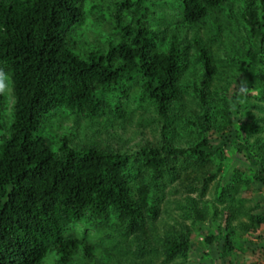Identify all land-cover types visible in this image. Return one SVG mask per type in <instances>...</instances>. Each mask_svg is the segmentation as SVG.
Here are the masks:
<instances>
[{
    "label": "trees",
    "instance_id": "trees-1",
    "mask_svg": "<svg viewBox=\"0 0 264 264\" xmlns=\"http://www.w3.org/2000/svg\"><path fill=\"white\" fill-rule=\"evenodd\" d=\"M0 67V264H134L158 249L156 264L183 263L192 239L223 264L264 251L260 197H234L264 187V0H0ZM129 100L137 123L156 115V142L108 141ZM52 112L65 133L48 138ZM77 224L115 239L99 246Z\"/></svg>",
    "mask_w": 264,
    "mask_h": 264
},
{
    "label": "rangeland",
    "instance_id": "rangeland-1",
    "mask_svg": "<svg viewBox=\"0 0 264 264\" xmlns=\"http://www.w3.org/2000/svg\"><path fill=\"white\" fill-rule=\"evenodd\" d=\"M159 4L155 5V8L153 9L154 11L159 9H156ZM173 7L176 5L173 4ZM151 10V9H150ZM156 11V12H158ZM150 12V11H149ZM153 15V14H150ZM154 17V16H153ZM159 18V16H155V20ZM160 19V18H159ZM157 22V21H156ZM10 88L8 87L6 90V93H9ZM127 112H131L130 115L128 116L127 120L115 118L113 125L110 127V130H112V138H110V141L112 144H115L120 146L122 145V148H135V144L142 143L144 141L146 142H156L159 138V125L155 121H153V118H156V115L151 112V110H147L145 112V118H150L149 122H144V123H137L138 122V111L137 107L135 106V103L133 100H129L127 107H126ZM50 118V128H47V130H42L40 131L41 134L47 136L48 138L55 133L56 135H61L65 133L64 129L61 127H56L59 122V116H55V112H52V114L49 116ZM62 127H71L73 125V120L71 118H65L63 121H60ZM46 124V123H45ZM76 131L73 134L72 141L77 142V140L80 138V132L77 131V127H75ZM41 130V128L39 129ZM53 130V131H52ZM100 137L104 138V134L99 135ZM243 163L239 157H235L234 155L232 156L230 160V165L226 171V173L223 175V180H226L227 175L230 174L233 166L235 164H240ZM173 184V183H172ZM214 189H215V183L214 180L211 181L208 185L207 191L205 193V198L208 200H213L214 198ZM179 194L175 195H170L169 197L166 196L169 200L171 198H177ZM235 198H242L243 203L246 205H250L253 200L256 198L260 197V202H261V207L257 210H255L253 213H264V187L261 185L257 184H246V185H241L237 188V190L234 193ZM166 200V199H165ZM214 202V200L212 201ZM217 205V204H216ZM173 203L171 202H164L162 203L161 209L162 210L159 213V216L153 223V229L155 232V236H159L164 228L166 226L165 224H170L172 222V217L175 215V209H173ZM213 228H215L214 225H212ZM74 229L76 232L81 234L83 232L89 239L94 243V244H99V246H107L109 244V241H112L110 239H115L114 236H109L108 238L104 237V230L109 231V228H102L100 227L99 230H91L89 228H85V226L81 224H77L74 226ZM264 231V225H260L259 227L256 228L255 232L252 234V239H255L256 242L263 244V234L262 232ZM154 233H152L153 235ZM259 236V237H255ZM190 237L193 238V234H190ZM117 239V237H116ZM118 244L121 246L123 249V245H125V242H117L115 245L118 248ZM197 241H194L192 239V244L188 252V257L185 262H180L179 259H175L174 261L170 262L169 264H223L220 262L217 256L215 255L214 251L212 253L209 252L207 256L203 255L200 256V253L202 251L200 245ZM133 245V244H132ZM130 246L129 251L124 253L123 255L126 258L132 259L131 251L134 249L133 246ZM157 246V245H156ZM158 249V248H157ZM263 251V249H261ZM261 250L250 253L248 251H245L244 253H238L236 251V258L237 262H241V264H264V251L262 252ZM148 257L151 258L152 264H156V262L161 258V255L159 254V249L156 253L151 252L150 254H145L142 257L139 258H134L135 263L134 264H147L146 261ZM56 256L53 252H47L42 260L41 264H55L56 261ZM79 262L77 264H94L90 260H85L81 257H79ZM123 264H130V263H123ZM132 264V263H131Z\"/></svg>",
    "mask_w": 264,
    "mask_h": 264
},
{
    "label": "clouds",
    "instance_id": "clouds-1",
    "mask_svg": "<svg viewBox=\"0 0 264 264\" xmlns=\"http://www.w3.org/2000/svg\"><path fill=\"white\" fill-rule=\"evenodd\" d=\"M10 85V76L3 67H0V93H4Z\"/></svg>",
    "mask_w": 264,
    "mask_h": 264
}]
</instances>
